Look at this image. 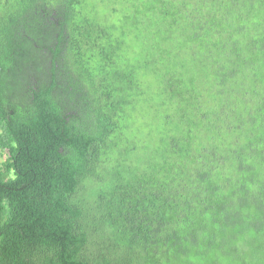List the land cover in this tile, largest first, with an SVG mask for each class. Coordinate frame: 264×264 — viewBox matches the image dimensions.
I'll return each instance as SVG.
<instances>
[{"label":"trees","instance_id":"obj_1","mask_svg":"<svg viewBox=\"0 0 264 264\" xmlns=\"http://www.w3.org/2000/svg\"><path fill=\"white\" fill-rule=\"evenodd\" d=\"M0 149V264L263 233L264 0H0Z\"/></svg>","mask_w":264,"mask_h":264},{"label":"rangeland","instance_id":"obj_2","mask_svg":"<svg viewBox=\"0 0 264 264\" xmlns=\"http://www.w3.org/2000/svg\"><path fill=\"white\" fill-rule=\"evenodd\" d=\"M7 152L0 149V164L6 159ZM245 199L246 201H243ZM234 199L235 205L244 209L245 205L251 210L264 213V201L261 203L253 197ZM251 213V211H248ZM245 214H248L244 211ZM242 235L227 233L224 238L215 237L212 241L204 243L201 239L189 247L186 255L182 253L173 259L175 264H264V232H255L249 227ZM233 239V240H232Z\"/></svg>","mask_w":264,"mask_h":264}]
</instances>
